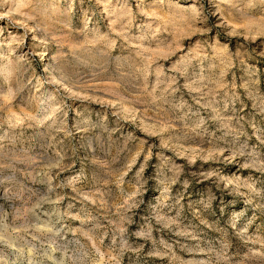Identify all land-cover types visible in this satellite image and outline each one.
Wrapping results in <instances>:
<instances>
[{
	"label": "rangeland",
	"instance_id": "374dc122",
	"mask_svg": "<svg viewBox=\"0 0 264 264\" xmlns=\"http://www.w3.org/2000/svg\"><path fill=\"white\" fill-rule=\"evenodd\" d=\"M0 264H264V0H0Z\"/></svg>",
	"mask_w": 264,
	"mask_h": 264
}]
</instances>
